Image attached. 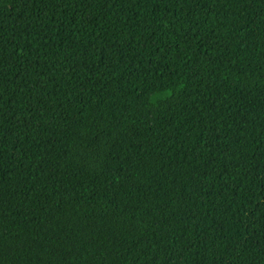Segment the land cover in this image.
I'll return each instance as SVG.
<instances>
[{
	"label": "trees",
	"instance_id": "16d2710c",
	"mask_svg": "<svg viewBox=\"0 0 264 264\" xmlns=\"http://www.w3.org/2000/svg\"><path fill=\"white\" fill-rule=\"evenodd\" d=\"M0 264H264V0H0Z\"/></svg>",
	"mask_w": 264,
	"mask_h": 264
}]
</instances>
